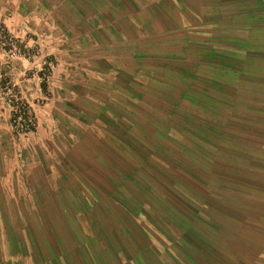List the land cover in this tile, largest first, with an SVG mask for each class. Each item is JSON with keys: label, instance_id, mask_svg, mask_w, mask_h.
Here are the masks:
<instances>
[{"label": "rangeland", "instance_id": "obj_1", "mask_svg": "<svg viewBox=\"0 0 264 264\" xmlns=\"http://www.w3.org/2000/svg\"><path fill=\"white\" fill-rule=\"evenodd\" d=\"M138 4L147 6L148 2L139 0ZM2 5L3 0H0V7ZM121 8L124 16L131 6L122 0ZM78 11L74 9L75 13ZM123 25L125 28L126 24ZM0 28L7 29L17 43L16 49L7 52L1 47L0 35V102L9 114L8 139L13 145L10 155L19 161H25L26 157L48 156L47 167L58 171L57 166H60L59 171H70L65 163L55 160V155L63 158L66 151L36 146L39 123L34 106L43 98L32 100L18 80L26 82L29 93L47 92L58 63L55 57L64 60L88 58L93 53L92 50L86 52L88 38L74 36L73 53L54 51V56L48 51L53 46L54 35L39 36L32 31L18 35L1 21ZM147 45L145 42L144 47ZM124 47L123 56L129 57L132 54L130 46ZM201 53L205 61L198 70L204 82L200 78L176 75L181 68L179 63L188 72H195L193 66H187L189 61L186 60L179 62L174 58L169 68L164 69L165 75L181 80L187 91L186 98L175 86H171L170 91L165 86V95L167 91L169 97L148 98L137 104L138 110L142 108L147 113L132 112L124 107L129 106V102L121 100L122 114L107 116L100 125L98 115L92 112L90 119L96 132L92 134L112 132L116 123H121L124 129V146L119 151L123 167L132 178L122 180L123 187L116 195L113 184L107 185L111 194L98 191L99 180L92 174L86 182L91 190L83 194H6L8 264H33L35 261L31 258L35 246L42 236L45 237L37 219L35 206L38 202L39 207H50L47 212H40L52 217L48 219L50 226L44 227L46 234L49 233L46 235L49 242L42 243L41 250H52L51 244L54 245L59 258L53 264H123L124 260L107 255V251L119 245L115 242L118 236L103 233L114 231L115 213L107 209V205L115 203L114 199L127 218L148 223L146 229L155 238L156 250L166 252L162 258L149 259L148 264H264V83L260 84V77L252 73L253 69L246 76L237 73L243 68L242 59L236 54L222 50ZM212 56L216 59L215 66L214 62H206ZM193 59V56L188 58ZM226 60L238 63L228 83L226 63H223ZM24 62L33 63V67L26 69ZM17 71L21 72L20 76ZM212 74L219 75L214 82L209 80ZM21 106L30 108L37 125L35 132L20 133L13 128L15 112ZM130 122L135 124L131 135L128 133ZM101 141L104 142V137ZM107 149L115 151L113 147ZM90 167L93 171L95 164ZM33 168L31 165L30 169ZM73 169L82 171L80 167ZM23 171L25 175L27 171ZM26 181L29 183L26 179L21 183ZM73 183L76 187L83 186L77 179ZM15 186L18 192L32 190ZM41 200L44 202L40 204ZM134 219L130 222L141 226Z\"/></svg>", "mask_w": 264, "mask_h": 264}, {"label": "crops", "instance_id": "obj_2", "mask_svg": "<svg viewBox=\"0 0 264 264\" xmlns=\"http://www.w3.org/2000/svg\"><path fill=\"white\" fill-rule=\"evenodd\" d=\"M126 1L131 9L123 16L122 0H3L0 21L18 35L31 31L39 36L54 35L51 39L53 46L48 50L54 56V51L73 53L74 36L82 35L84 39L88 38L89 48L86 52L92 50L93 53L82 60L55 57L58 63L47 92L29 93L26 82L18 80L32 100L43 98L41 103L34 106L39 123L36 146L66 151L63 158L55 155V160L65 163L70 171H59L62 169L60 166H57L58 171L53 170L52 166L47 167L48 156L44 155L34 159V156L26 157L25 161L12 158L10 149L13 150V145L8 139L9 114L0 102V264H8L9 260L6 255V194H83L91 190L89 185L86 187V182L92 174L94 179L99 180L98 191L111 194L107 185L113 184L116 195L123 187L122 180L132 178L123 167L122 153L119 151L124 146L122 124L118 126L116 123L112 132L105 130L102 135L92 134V131L96 133L90 119L92 112L98 115L100 125L107 116L122 114L121 100H126V104L129 102L130 107L124 106L126 109L137 114L147 113L142 108L138 110L137 104L148 98L158 100L169 97V92L166 91L165 95V86L168 91L175 86L186 98L187 91L181 85V80L165 75L164 69L169 68L174 58L179 62L186 60L189 61L187 66H193L195 72H188L182 63L176 62L181 68L175 74L178 77H195V80L200 78L204 82L198 70L204 65L205 60L201 56L203 50H222L240 56L243 69L237 73L246 76L253 69L252 73H258L260 77V84L264 83V0H147V6H139V0ZM107 3L110 5L107 6ZM74 9H78V13ZM68 19L74 22L68 23ZM123 24H126L125 28ZM145 42L148 43L146 47ZM40 43L43 44L41 38ZM127 44L132 54L124 57L123 48ZM190 56H193V61L188 60ZM215 61V56L206 60L211 64L214 62V66ZM223 63H226L228 83L238 63L235 60ZM23 66L31 69L33 63L24 62ZM16 74L20 76L21 72L17 71ZM218 77V74H212L209 80L214 82ZM134 126L130 122V135ZM103 137L104 142L101 141ZM108 147L115 148V151ZM92 163L95 164L93 171L90 167ZM31 165L35 169H30ZM76 167L82 171H73ZM23 170L27 171L25 175L22 174ZM23 179L29 183H21ZM75 179L80 180L83 186L76 187L73 183ZM15 185L32 190L18 192ZM114 200L113 205H107V209L115 213L114 231L103 233L118 236L115 242L119 245L115 250L107 251V255L124 260L123 264H148L149 259L162 258L166 252L156 250L155 238L146 229L148 223L127 218L122 206ZM43 202L41 200L40 204ZM35 209L45 237L42 236L43 239L36 244L31 258L35 259L33 264H53L59 258L54 245L51 244L52 250H41V244L49 242L46 237L49 233L46 234L44 227L50 226L48 219L52 217L40 212H47L50 207H39L38 202ZM133 219L141 226L131 223ZM26 257L24 255V260Z\"/></svg>", "mask_w": 264, "mask_h": 264}, {"label": "built area", "instance_id": "obj_3", "mask_svg": "<svg viewBox=\"0 0 264 264\" xmlns=\"http://www.w3.org/2000/svg\"><path fill=\"white\" fill-rule=\"evenodd\" d=\"M0 35L3 40L1 47L6 48L7 52H12L14 48L16 49V40L7 29L0 28ZM15 113L13 128L16 131L20 133H32L36 131L37 125L28 106H21Z\"/></svg>", "mask_w": 264, "mask_h": 264}]
</instances>
